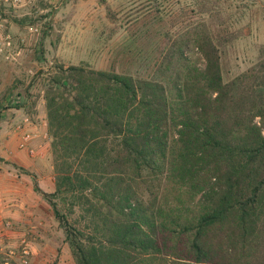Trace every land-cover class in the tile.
Listing matches in <instances>:
<instances>
[{
  "label": "trees",
  "instance_id": "obj_1",
  "mask_svg": "<svg viewBox=\"0 0 264 264\" xmlns=\"http://www.w3.org/2000/svg\"><path fill=\"white\" fill-rule=\"evenodd\" d=\"M210 22L159 30L146 73L40 71L55 188L33 189L75 264H264V49L226 80L238 32Z\"/></svg>",
  "mask_w": 264,
  "mask_h": 264
},
{
  "label": "rangeland",
  "instance_id": "obj_2",
  "mask_svg": "<svg viewBox=\"0 0 264 264\" xmlns=\"http://www.w3.org/2000/svg\"><path fill=\"white\" fill-rule=\"evenodd\" d=\"M0 21H5L17 44L22 34L27 35L17 61H6L0 55V131L8 134L15 132V123L29 113L30 101L38 94L42 103L40 71H45V77L56 63L146 73L145 68L158 55L155 40L159 30L192 31L204 21L238 32L223 55L226 80L245 72L264 49V0H31L20 6L1 0ZM29 24L37 25L40 33L27 32ZM194 52L190 54L197 58ZM33 120L38 126L42 123L41 118ZM35 146V156L23 149L35 178L0 161V196H12V203L21 198L31 208L25 212L15 203L0 211V258L7 264H75L51 206L33 189L36 179L44 190L52 191L54 168L48 134ZM3 153L0 148V156Z\"/></svg>",
  "mask_w": 264,
  "mask_h": 264
},
{
  "label": "built area",
  "instance_id": "obj_3",
  "mask_svg": "<svg viewBox=\"0 0 264 264\" xmlns=\"http://www.w3.org/2000/svg\"><path fill=\"white\" fill-rule=\"evenodd\" d=\"M1 1V0H0ZM13 6L29 4L31 0H5ZM24 1V3H22ZM27 32L39 34L40 29L35 24L26 26ZM27 42V35L22 34L17 44L16 36L7 28L5 21H0V55L9 62L17 61L23 54L21 45ZM15 103V102H13ZM15 131L20 136L19 148L26 149L31 155L38 154V148L33 143L39 135V126L37 122L29 115H24L21 120L15 123Z\"/></svg>",
  "mask_w": 264,
  "mask_h": 264
},
{
  "label": "crops",
  "instance_id": "obj_4",
  "mask_svg": "<svg viewBox=\"0 0 264 264\" xmlns=\"http://www.w3.org/2000/svg\"><path fill=\"white\" fill-rule=\"evenodd\" d=\"M43 100V99H42ZM36 109L38 110L36 112L35 117L41 118L42 123L39 126V135L38 137L34 140V144L36 143H41L42 141V136L45 133L47 135V121H46V110H45V101L43 100L41 103V100L38 102ZM20 110V109H18ZM19 141H20V136L18 133L15 131L14 133L10 132L9 134L5 131H0V148L4 151L3 155L7 159H13L16 160V162H20L24 164L26 168L31 167V163L29 161H26V155L23 149L19 148ZM2 146V147H1ZM0 178L2 176L0 175ZM42 187V186H41ZM55 183H53L52 186V191L54 190ZM43 188V187H42ZM13 197L8 196L3 198L0 196V211H4V209H8L11 206H14L13 204H17L19 207H24L25 212L30 211L31 208L29 207L28 203L24 201L21 198L17 197V200L15 203H12ZM11 200V201H10ZM14 202V201H13ZM12 210V209H11ZM8 211V210H6ZM10 212V211H9Z\"/></svg>",
  "mask_w": 264,
  "mask_h": 264
}]
</instances>
